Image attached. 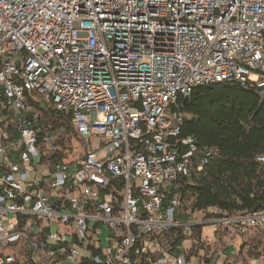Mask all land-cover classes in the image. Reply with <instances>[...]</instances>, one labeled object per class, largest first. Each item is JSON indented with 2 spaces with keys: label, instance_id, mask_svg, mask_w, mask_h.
<instances>
[{
  "label": "built area",
  "instance_id": "obj_1",
  "mask_svg": "<svg viewBox=\"0 0 264 264\" xmlns=\"http://www.w3.org/2000/svg\"><path fill=\"white\" fill-rule=\"evenodd\" d=\"M224 81L264 95V0H0V264L19 250L34 264H188L161 234L264 229V209L204 220L168 198L213 155L180 136L173 107ZM36 104L72 116L82 157L68 159ZM210 246L218 264L225 247Z\"/></svg>",
  "mask_w": 264,
  "mask_h": 264
},
{
  "label": "trees",
  "instance_id": "obj_2",
  "mask_svg": "<svg viewBox=\"0 0 264 264\" xmlns=\"http://www.w3.org/2000/svg\"><path fill=\"white\" fill-rule=\"evenodd\" d=\"M35 106L40 111V121L53 134L56 144L66 148L72 139H79L70 114L58 112L52 106ZM173 111L183 118L180 136H193L201 150L209 148L213 155L202 169L195 161L191 176L179 178L168 198L179 194L182 213L202 215L204 220L263 210L264 165L257 161V156L264 153L261 89L235 81L199 85L189 96H180ZM46 131L41 130L40 135ZM79 140L81 147L86 148L84 141ZM62 156L44 157L42 162L52 163ZM203 228V225L195 226L188 237L177 229H170L160 235V244L172 250L183 242L187 246L188 264H193L192 259L211 264L213 250L204 239ZM223 233L226 232L217 234ZM250 233L252 237L245 239L247 250L243 249L232 264L239 261L250 264L252 257H264V229L255 228ZM16 254L19 264H34L30 252L19 250ZM156 258L155 254L133 256V264H153Z\"/></svg>",
  "mask_w": 264,
  "mask_h": 264
},
{
  "label": "crops",
  "instance_id": "obj_3",
  "mask_svg": "<svg viewBox=\"0 0 264 264\" xmlns=\"http://www.w3.org/2000/svg\"><path fill=\"white\" fill-rule=\"evenodd\" d=\"M18 154H16V157ZM21 163V161H20ZM96 225V224H95ZM205 228H203V235L205 240L209 245L211 244V241L216 239L218 240L224 247H225V256L220 258L218 264H232L234 259L237 258V256L240 254V252L245 249L247 250V247H245V239L249 240L252 237V234L250 232H247L244 236L237 235L235 232L228 233L227 235H218L212 231L211 234L206 235L205 234ZM36 239L38 237L36 236ZM185 245V244H184ZM187 246L184 247V250ZM213 250L212 255V261L214 262L216 259V253L214 251V248L211 246ZM59 258V257H57ZM191 262L193 264H200L195 259H192ZM67 263V262H64ZM238 264H243L242 261H239ZM250 264H264V257H252L250 259Z\"/></svg>",
  "mask_w": 264,
  "mask_h": 264
},
{
  "label": "rangeland",
  "instance_id": "obj_4",
  "mask_svg": "<svg viewBox=\"0 0 264 264\" xmlns=\"http://www.w3.org/2000/svg\"><path fill=\"white\" fill-rule=\"evenodd\" d=\"M87 149L88 148H82L81 147V142L78 138L72 139V141L69 143L68 159L72 160L74 158L82 157L86 153ZM200 216L202 217V215H199V217ZM59 224H61V223H59ZM211 233H212V230L209 227H206L205 228V234L209 235Z\"/></svg>",
  "mask_w": 264,
  "mask_h": 264
}]
</instances>
